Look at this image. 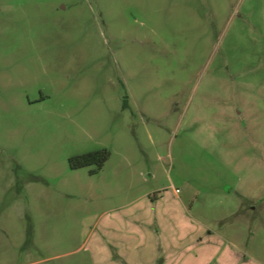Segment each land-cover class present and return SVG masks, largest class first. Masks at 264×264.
Segmentation results:
<instances>
[{
  "label": "rangeland",
  "instance_id": "rangeland-1",
  "mask_svg": "<svg viewBox=\"0 0 264 264\" xmlns=\"http://www.w3.org/2000/svg\"><path fill=\"white\" fill-rule=\"evenodd\" d=\"M133 208L264 264V0H0V264H112Z\"/></svg>",
  "mask_w": 264,
  "mask_h": 264
},
{
  "label": "crops",
  "instance_id": "crops-1",
  "mask_svg": "<svg viewBox=\"0 0 264 264\" xmlns=\"http://www.w3.org/2000/svg\"><path fill=\"white\" fill-rule=\"evenodd\" d=\"M153 198H148V203L151 205L159 202L162 196L158 195ZM178 204L180 205L182 202L180 201ZM124 210L118 209L114 211L113 215L107 216L105 218L107 219L106 221L97 223L96 227L84 226L86 230L90 228L91 233H94L93 228L96 229L98 234L96 240L99 241L101 248H103L102 253H106L109 250L110 260L107 261L108 258H105L104 261H100L101 263L107 261V263L112 262V264H187V262H190L184 259V231L182 229L179 232L173 226H171V230H169L170 227L167 229L154 227L150 213H146L147 211L143 212L142 219H137L134 208L127 212L128 216L120 215L122 216L120 217L118 214L125 212ZM202 232V230L191 229L190 235L186 236H191L192 241L198 240ZM154 233L158 234L157 237L161 240L159 242L161 245L156 243L153 236ZM200 240L201 238L198 241ZM212 251L213 254L206 257L208 259L201 261L199 264H209V258L217 252V248H213ZM195 253L199 254L198 250ZM193 258L191 257V260H194ZM218 261L217 264H257L252 259L242 260L234 250L227 252V255L222 256Z\"/></svg>",
  "mask_w": 264,
  "mask_h": 264
},
{
  "label": "trees",
  "instance_id": "trees-1",
  "mask_svg": "<svg viewBox=\"0 0 264 264\" xmlns=\"http://www.w3.org/2000/svg\"><path fill=\"white\" fill-rule=\"evenodd\" d=\"M108 155H109L108 151L102 148L99 150L70 157L68 159V164L71 169L94 164L95 165V169L93 170L94 172L102 167L103 163L108 158Z\"/></svg>",
  "mask_w": 264,
  "mask_h": 264
},
{
  "label": "built area",
  "instance_id": "built-area-1",
  "mask_svg": "<svg viewBox=\"0 0 264 264\" xmlns=\"http://www.w3.org/2000/svg\"><path fill=\"white\" fill-rule=\"evenodd\" d=\"M176 191H177V189H176Z\"/></svg>",
  "mask_w": 264,
  "mask_h": 264
}]
</instances>
